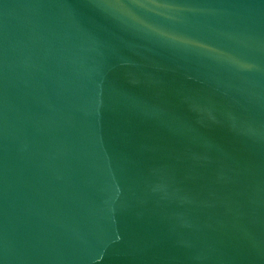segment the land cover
I'll return each instance as SVG.
<instances>
[{
    "label": "water",
    "instance_id": "obj_1",
    "mask_svg": "<svg viewBox=\"0 0 264 264\" xmlns=\"http://www.w3.org/2000/svg\"><path fill=\"white\" fill-rule=\"evenodd\" d=\"M0 264H264V0H0Z\"/></svg>",
    "mask_w": 264,
    "mask_h": 264
}]
</instances>
